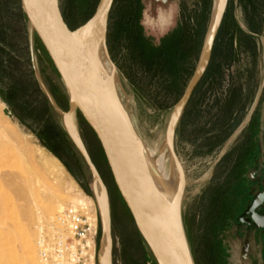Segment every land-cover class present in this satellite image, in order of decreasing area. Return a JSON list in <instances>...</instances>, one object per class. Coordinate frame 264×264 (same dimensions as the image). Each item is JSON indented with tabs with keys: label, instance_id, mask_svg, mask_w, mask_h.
Masks as SVG:
<instances>
[{
	"label": "rangeland",
	"instance_id": "1",
	"mask_svg": "<svg viewBox=\"0 0 264 264\" xmlns=\"http://www.w3.org/2000/svg\"><path fill=\"white\" fill-rule=\"evenodd\" d=\"M95 1L97 6L99 0H59L71 32L88 20L83 21L82 14ZM206 1L118 0L111 12L107 50L116 70L113 102L129 123L146 158L147 150H164L172 112L199 66L216 0L211 1L201 51L185 85V74L174 85L168 74L155 66L149 69L133 49L129 34L121 29L130 21L131 8L136 10L140 6L138 24L143 36L158 44L182 17L202 18ZM161 9L167 10L170 20L165 28L148 23V17H156ZM259 10L253 0H227L220 27L228 11V26L235 24L241 34H229L219 41L211 79L200 95L183 107L172 136L177 161L172 159L170 148L165 147L166 172L171 173L176 163L185 179L180 213L194 264H264V225L255 219L264 212V34L253 32L254 27H261L256 19ZM22 14L25 15L21 0H0V99L5 105L0 109V127L13 140L6 142L0 136L4 164L14 169L29 166L55 192L69 197L65 207L73 205L74 198L86 196L99 215L96 197L105 189L112 239L110 264H157L116 187L95 133L78 113L76 132L99 172L102 185L66 131L62 112L69 108V95L48 52ZM176 87L181 89V95ZM187 111L190 117L183 122ZM229 111L235 129L225 130L230 125L222 120ZM39 147L61 162L64 175H55L39 165ZM241 147L249 149L243 154L244 159H239ZM7 193L16 201L12 188ZM28 203L32 204L29 199ZM252 205L255 213L239 221ZM14 209L13 213L7 210L1 219L6 224L0 225V232L5 233L0 236L7 239L0 240V255L7 256L8 247L20 252L18 227L22 212L19 207ZM37 223L32 228L35 245ZM99 224L101 247L104 232L100 215Z\"/></svg>",
	"mask_w": 264,
	"mask_h": 264
},
{
	"label": "water",
	"instance_id": "2",
	"mask_svg": "<svg viewBox=\"0 0 264 264\" xmlns=\"http://www.w3.org/2000/svg\"><path fill=\"white\" fill-rule=\"evenodd\" d=\"M115 1L99 0L91 17L71 32L63 21L59 0H52V5L48 9L45 0H21L30 28L48 52L69 95V108L62 112L63 125L93 172L96 181L101 184L99 172L77 132L68 124V118L73 113L76 115L80 113L95 133L116 187L157 264H194L180 210H176L175 214L171 215L163 206L147 174L149 173L147 159L141 145L131 127L125 124L113 98L107 95L98 75L96 51L103 44L108 53L109 21ZM226 4L227 0L218 19L214 15L216 5L214 4L207 36L209 39L206 59L202 65L200 60L193 79L171 115L167 141L176 161L172 147L174 126L209 65ZM96 199L99 201L98 196ZM105 201L106 207L103 206L102 209L99 206V215L104 237L108 238L109 249L104 262L99 255V264L111 262L112 239L106 194ZM254 208L255 206L252 205L238 220L245 221L243 216L255 213Z\"/></svg>",
	"mask_w": 264,
	"mask_h": 264
},
{
	"label": "bare ground",
	"instance_id": "3",
	"mask_svg": "<svg viewBox=\"0 0 264 264\" xmlns=\"http://www.w3.org/2000/svg\"><path fill=\"white\" fill-rule=\"evenodd\" d=\"M224 2L225 0L215 1L216 5L214 15L217 19L222 11ZM51 5L52 0H45L46 9L50 8ZM167 14V10L161 9L156 17H153L152 15L148 17V23L153 26L165 28L170 22L168 18L169 16ZM208 39L209 37H207L204 50L201 55V65L204 63L207 56ZM108 56L109 54L106 51V47L101 44L96 51V65L98 68V75L103 87L107 92V95L110 98H113V96L116 94V70ZM4 106V103L0 99V109ZM124 121L125 124L130 127L125 118ZM68 124L73 130L76 131L77 115L75 113H73L68 118ZM0 136L6 138V142L13 141L8 137L6 131L1 127ZM2 144L4 143H1V146ZM169 144V141L166 140L165 147L169 148ZM165 147L160 153L147 150L146 159L149 169V173L147 174L151 179L153 186L163 203V206L171 215H174L176 210H180V200L184 189L185 179H182L183 176H181V168L175 162V164H173L171 173L166 172ZM37 153L39 165L42 168L58 176L64 175L66 173L61 162L56 157L48 154L44 148L39 147ZM4 157L5 155L3 151H0V225L6 224L5 222H1V219L2 216L7 213V210H10V212L13 213V209H17V207L21 209L22 219L19 221L18 227L20 252H18L16 248L8 247L7 256L5 254L0 255V264H39L40 262L37 257V248L34 242L35 239L32 230L33 224L35 221L38 222L34 227L37 234V227L39 224H47L53 221L55 216L67 207V205L65 207V202L69 200V197L67 199L65 196L55 192L50 186L47 185L46 182L38 177L29 166L23 165V167L14 169L15 167L11 168L10 165L4 164ZM172 159L175 161L173 156ZM98 187L101 188L99 185ZM9 188L13 189V192L17 197L16 201L12 200L13 198L10 199V195L7 193V189ZM105 194L106 192L104 189H102L98 194L99 206L102 209L103 206L106 207ZM28 199L32 204L28 203ZM11 200L14 202L9 203ZM73 201L74 202L72 204L76 206L84 204L88 205V203H91L90 201L92 200L86 196H83L82 198H74ZM255 219L258 224L264 225V212L256 216ZM0 235H5L4 231H1ZM5 238L6 236H0V240L2 242H4ZM108 249V238L105 236L103 239L102 248L100 250V258L102 262H104L105 258L107 257ZM2 252L4 253V250Z\"/></svg>",
	"mask_w": 264,
	"mask_h": 264
},
{
	"label": "trees",
	"instance_id": "4",
	"mask_svg": "<svg viewBox=\"0 0 264 264\" xmlns=\"http://www.w3.org/2000/svg\"><path fill=\"white\" fill-rule=\"evenodd\" d=\"M117 1L118 0H116L115 3ZM211 1L212 0H207L205 2L206 4L202 13V18L195 16L194 19L192 20V18L182 17V19L179 20L177 26L171 32L163 36L158 44H154L149 38H145L143 36L142 27L138 24L141 13L140 6L136 7V10L135 7L131 8L130 21L121 30L126 34H129L128 36L131 38L130 40L133 49L138 51L139 55L147 63L149 69L155 66L157 69H160V71L163 74L165 75L168 74L169 77L172 78V83L174 85L177 84L178 81H180L179 78H181V75L185 74L186 75V81L184 83L185 85L187 84V80H189L190 77L193 75L195 69L194 63L197 60L199 53L201 51L202 43L206 33L207 23L211 13V3H212ZM95 6H96V1L93 4H90V6L85 10V12H83L81 17L83 21H86L91 17L95 9ZM228 14L229 13L227 11L223 23L215 39L209 65L203 77L201 78L195 90L193 91L187 105L192 103L193 98H196L198 95H200L199 92L201 91L204 84H206L211 79L213 75V71H212L213 61L215 59L214 57L219 41L220 40L223 41V38L227 37L229 34L230 35L231 34L234 35V33L241 34V30L235 24H233L232 26H228L227 20L230 19V16L228 17ZM23 18H26L25 15H23ZM110 19H111V15H110ZM258 31L259 28H255V27L253 28V32L257 33ZM230 41L232 42L233 40L231 39ZM11 59L12 58H9V60ZM178 91L181 95V89H178ZM231 116L232 115L230 111L225 113L224 115V120L222 121H224L225 124L230 125V127L228 128L226 127L225 130L231 128L235 129V123L234 125L233 124L231 125V123L234 122ZM188 117H190V111L185 112V115L183 114V118H184L183 122ZM253 120L254 118L251 119L250 123L248 124V128L252 125ZM49 128H52V126ZM225 134L226 136L230 135V134L227 135V133ZM247 135L249 136L248 139H250V132H248ZM240 150L241 151H240L239 159L241 156L243 157V159L246 158V155L243 154L246 152L248 153L249 149H247V147H245V149L244 147H241ZM236 164H238V162H236ZM229 175L232 176L231 171L229 172ZM241 175L242 174L240 173L238 176L240 177ZM100 236L101 234L99 230V240H100Z\"/></svg>",
	"mask_w": 264,
	"mask_h": 264
},
{
	"label": "built area",
	"instance_id": "5",
	"mask_svg": "<svg viewBox=\"0 0 264 264\" xmlns=\"http://www.w3.org/2000/svg\"><path fill=\"white\" fill-rule=\"evenodd\" d=\"M99 215L88 205H70L37 227L40 264H99Z\"/></svg>",
	"mask_w": 264,
	"mask_h": 264
},
{
	"label": "crops",
	"instance_id": "6",
	"mask_svg": "<svg viewBox=\"0 0 264 264\" xmlns=\"http://www.w3.org/2000/svg\"><path fill=\"white\" fill-rule=\"evenodd\" d=\"M253 3L256 5H259L260 6V10H259V12H260V14L258 15V17H257V15H256V19H257V21L261 24V27L259 28V31H258V33L260 32V33H263L264 34V0H258V3H256L255 2V0H253ZM248 20L246 19L245 21H244V23L246 24V22H247ZM242 27L245 29V30H247V28L245 27V25L243 24L242 25ZM252 35H256V34H254L253 32H250Z\"/></svg>",
	"mask_w": 264,
	"mask_h": 264
},
{
	"label": "flooded vegetation",
	"instance_id": "7",
	"mask_svg": "<svg viewBox=\"0 0 264 264\" xmlns=\"http://www.w3.org/2000/svg\"><path fill=\"white\" fill-rule=\"evenodd\" d=\"M92 161H93V160H92ZM93 163H94V162H93ZM249 214H250V213L245 214V215L243 216V219L246 220ZM243 249H244V248H243Z\"/></svg>",
	"mask_w": 264,
	"mask_h": 264
}]
</instances>
